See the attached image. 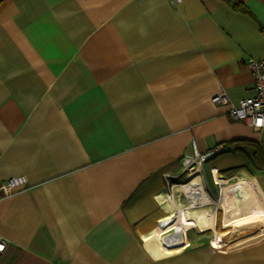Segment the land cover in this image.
Instances as JSON below:
<instances>
[{"label":"crops","instance_id":"0c3cea01","mask_svg":"<svg viewBox=\"0 0 264 264\" xmlns=\"http://www.w3.org/2000/svg\"><path fill=\"white\" fill-rule=\"evenodd\" d=\"M249 58L264 0H0V264H264V126L211 100L253 93Z\"/></svg>","mask_w":264,"mask_h":264},{"label":"built area","instance_id":"2783aa9c","mask_svg":"<svg viewBox=\"0 0 264 264\" xmlns=\"http://www.w3.org/2000/svg\"><path fill=\"white\" fill-rule=\"evenodd\" d=\"M172 1L177 2L178 0H172ZM247 67L250 70L253 78L254 91L251 95L239 99L236 103H230L226 93L224 91H220L219 93L213 95L211 97V100L215 104L229 103L230 107L228 109V113L232 120L243 121L248 125H250L253 129H259L262 126H264V59L249 58L247 60ZM214 150L211 149L209 151L199 153L196 147L194 146L193 147L194 157L191 158L187 156L184 157L182 160L183 170L188 168L189 172H191L198 168L199 172L202 174L201 162L206 158H208L210 155H212ZM222 181L223 179L219 180V185H218L219 192L223 186ZM23 183L24 180L20 176L9 177L0 182V190L3 191L4 193H12L20 186H22ZM233 224L234 222L229 223L227 225L222 224L221 226L228 227ZM5 246H6V240L0 236V252L4 250Z\"/></svg>","mask_w":264,"mask_h":264},{"label":"rangeland","instance_id":"374dc122","mask_svg":"<svg viewBox=\"0 0 264 264\" xmlns=\"http://www.w3.org/2000/svg\"><path fill=\"white\" fill-rule=\"evenodd\" d=\"M188 172H189V169L187 168V169L184 170L182 176H180L178 179H176V180L173 181V182L177 183V184H174L172 186L171 196H172L173 199H177V197H180V199L188 201V196L186 195V192L188 190L195 191L199 187H200V189L203 188L202 186L193 184L190 181L189 178H188L189 179V182L193 186V189H189L187 187V185H185L183 183H180V184L178 183V182L184 181L187 178ZM212 192H213L212 194H213L214 197L212 195H211V197L216 198L218 196V193H219L218 190H216V191L213 190ZM211 197L207 193H205V194H203L201 196V199L203 201H207V200H211L212 199ZM176 202L180 203L179 201H176ZM221 215H222V213H218V219H217L216 226H215V228H217V229H223V228H225V227L221 226L223 224V223H221V220H220L221 219ZM190 229H191L190 231L193 232V233H201L203 231L212 230V228H206V229L201 230V229H198V228H195V227L190 228Z\"/></svg>","mask_w":264,"mask_h":264},{"label":"bare ground","instance_id":"6f19581e","mask_svg":"<svg viewBox=\"0 0 264 264\" xmlns=\"http://www.w3.org/2000/svg\"><path fill=\"white\" fill-rule=\"evenodd\" d=\"M188 178L190 179V181L195 184V185H199V186H202V183L203 181L200 179L199 177V174H198V171L197 169L196 170H193L191 172L188 173ZM248 184L250 185V187L252 188V190L254 191V195L257 196V194L261 191V186L259 183H252V182H248ZM226 189V187H224ZM193 189V188H191ZM199 188H197L195 191L199 190ZM176 190V189H175ZM228 190V189H227ZM227 190L223 193L224 195L221 197L220 201H222V203H225L227 201L226 199V193H227ZM232 190V189H231ZM195 191H192V190H188L187 193L188 194H192L193 192ZM201 191L204 192V189L201 188ZM186 193V194H187ZM166 202L169 206L173 207L174 209L177 208V205L180 204L178 202H176L172 196H171V192H168L167 195H166ZM187 204V203H186ZM198 204V203H196ZM226 210H227V215H228V208L226 207ZM261 217V214H258L257 217Z\"/></svg>","mask_w":264,"mask_h":264},{"label":"trees","instance_id":"16d2710c","mask_svg":"<svg viewBox=\"0 0 264 264\" xmlns=\"http://www.w3.org/2000/svg\"><path fill=\"white\" fill-rule=\"evenodd\" d=\"M250 161L253 165L264 167V151L260 150L258 145H255Z\"/></svg>","mask_w":264,"mask_h":264},{"label":"water","instance_id":"95a60500","mask_svg":"<svg viewBox=\"0 0 264 264\" xmlns=\"http://www.w3.org/2000/svg\"><path fill=\"white\" fill-rule=\"evenodd\" d=\"M237 188H239L238 186H235V187H232L231 189L232 190H234L235 192H236V194H237ZM241 189V188H240ZM199 192L198 191H196V194H198ZM240 199L237 197L233 202H235V201H239Z\"/></svg>","mask_w":264,"mask_h":264}]
</instances>
